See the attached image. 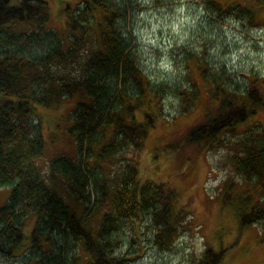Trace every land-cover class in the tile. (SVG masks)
I'll list each match as a JSON object with an SVG mask.
<instances>
[{"label": "trees", "instance_id": "16d2710c", "mask_svg": "<svg viewBox=\"0 0 264 264\" xmlns=\"http://www.w3.org/2000/svg\"><path fill=\"white\" fill-rule=\"evenodd\" d=\"M201 1L222 18L239 14L264 25L253 6ZM59 2L65 33L50 26L48 0H0V93L16 97L0 102V189L9 191L0 207V250L13 253L29 246L38 254L34 264H86L85 259L89 264H123L127 255L115 253L122 225L139 229L146 219L158 245L169 250L182 223H189V212L177 208V193L166 181L141 179L138 155L154 121L144 107L161 106L164 94L176 93L188 109L199 88L191 77L189 85H159L144 73L124 26L131 12L120 1ZM192 62L202 79L214 85V99L226 98L191 132V140L208 136L205 140L213 147L226 132L239 136L238 126L264 110V82L253 76L247 91L232 90L224 80L219 83L199 55L188 58L190 73ZM76 93L90 98L72 114L77 155L54 158L45 175L37 163L45 139L36 105L50 107ZM142 111L147 120L139 118ZM242 132L239 145L233 146L241 150L235 167L264 185L263 129L246 127ZM128 150L133 155H120ZM105 161L121 163L115 177L105 171ZM262 202H254L253 215L264 212ZM75 243L80 252L72 258ZM224 253L207 247L199 264H222Z\"/></svg>", "mask_w": 264, "mask_h": 264}, {"label": "rangeland", "instance_id": "374dc122", "mask_svg": "<svg viewBox=\"0 0 264 264\" xmlns=\"http://www.w3.org/2000/svg\"><path fill=\"white\" fill-rule=\"evenodd\" d=\"M48 1L50 26L65 33L59 0ZM118 1L131 12L124 26L133 38L144 73L159 85L163 82L189 85L191 77L199 95L188 109L176 93L164 94L161 106H145L154 121L138 155L142 181L148 178L166 181L177 193V208L189 212L186 218L189 223H182V230L169 250L161 248L154 239L150 220L142 221L137 231L124 223L119 231L121 240L116 255H127L123 264H199L206 248L212 247L217 251L225 249L222 264H264V212L252 213L254 202L264 200V185L258 178L246 177L237 170L235 155L241 150L233 148L239 145L242 139L238 137L246 127H260L264 132V110L238 126L239 136L226 132L222 138L215 139L213 147L206 141L208 136L191 140V132L203 124L212 108L217 112L226 96L214 99L211 93L214 85L202 79L194 62L191 73L186 66L188 58L199 55L207 62L210 72L220 79L219 83L224 80L232 90L247 91L253 76L263 83L264 25L256 26L239 14L222 18L201 0ZM217 1L224 6L230 3L253 6L258 18L264 20V0ZM7 99L16 97L0 93V102ZM89 99L86 94L76 93L50 107L36 105V121H41L45 139L44 153L37 163L45 175L54 158L77 155L76 139L70 132L74 123L72 114L79 102ZM139 118L147 120L143 111L139 112ZM125 153L133 155L131 150L120 155ZM104 163L107 174L115 177L121 163ZM8 194L7 188L0 189V207L8 201ZM67 199L74 202V198ZM249 212L251 218L246 216ZM66 247H63L64 255ZM33 252L26 245L13 253L0 250V264H34L38 254ZM79 252L80 247L75 243L70 256H78ZM84 261L89 264L88 260Z\"/></svg>", "mask_w": 264, "mask_h": 264}]
</instances>
